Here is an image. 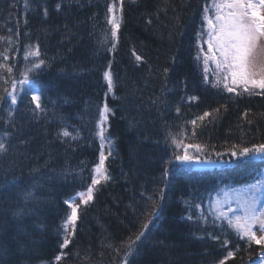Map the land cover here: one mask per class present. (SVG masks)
<instances>
[{
  "label": "trees",
  "instance_id": "trees-1",
  "mask_svg": "<svg viewBox=\"0 0 264 264\" xmlns=\"http://www.w3.org/2000/svg\"><path fill=\"white\" fill-rule=\"evenodd\" d=\"M211 1L0 0V53L7 56L0 64L13 69L0 68V97L36 62L25 59L35 45L46 61L17 92L16 105L0 100V137L10 133L7 151L0 153V185H9L0 187V264H123L125 243L149 219V196L159 204L157 215L134 245L130 264H218L228 251L235 256L225 264L260 263L264 245L214 221L211 209L220 190L254 183L264 171V159L229 151L232 145L264 142V94L257 89L250 95L241 87L240 94L228 93L206 70L199 34ZM113 3L122 17L116 38L107 23ZM109 70L112 93L104 79ZM33 90H43L45 111H33ZM105 103L112 109L106 121L111 179L81 204L74 235L61 248L62 223L70 213L64 201L91 184ZM206 111L211 115L199 120ZM65 128L75 140L62 136ZM173 138L207 146L205 155L223 162L221 167L166 165L183 152ZM36 185L37 199L24 200L23 193Z\"/></svg>",
  "mask_w": 264,
  "mask_h": 264
},
{
  "label": "snow or ice",
  "instance_id": "snow-or-ice-1",
  "mask_svg": "<svg viewBox=\"0 0 264 264\" xmlns=\"http://www.w3.org/2000/svg\"><path fill=\"white\" fill-rule=\"evenodd\" d=\"M61 5H56L59 10ZM122 10V3H121ZM214 10V15L208 13ZM108 13L110 14L107 23L111 25V36L117 37L118 30L120 29V20L122 17H118L115 14V3L109 5ZM203 16V24L201 32L199 34L200 39L204 40L206 36L207 52L204 53L205 66L209 61L215 62V67L220 70L221 75L217 76L216 86L220 84L226 89L228 93L240 94L237 91L238 86H242L243 92L253 94L256 89L261 90L260 94H264V66H258L255 58L251 55L254 49L258 45L264 47V0H218L214 2L212 7H205ZM45 15H47V9H45ZM150 22V21H149ZM11 38H9L10 40ZM115 44H113V48ZM203 52V48H201ZM41 52L39 45H35L30 51L25 54V59L29 57L35 58L36 62L32 63L30 67L26 68L22 73L23 79L12 82V91L9 92L7 88L4 89L6 93L5 97H0V100L10 101V106L17 104V85L23 86L30 81V73L38 75L43 71V67L46 66V61L40 58ZM0 57L7 60V56L0 53ZM137 61H142V57L136 55ZM7 67L5 64H0V68ZM8 73H12L13 69L7 67ZM165 73L168 69L164 70ZM104 79L107 81L108 92L112 93L115 87V81L113 79L112 72L105 71ZM43 90H33L31 96L32 102L35 103L33 111L43 112L45 109L41 105V97ZM189 99H197L196 97H190ZM112 111L108 107L107 103L100 110V121L98 136L100 138L101 151L99 154L98 162L93 166L91 175V184L87 187L86 192L78 194L79 203L75 202L76 198L71 200H65L64 203L70 209V213L66 216L62 223V227L66 233L61 248L66 247L70 243V237L74 235L77 221L79 219L78 210L81 204L87 205L93 200V192L97 185L102 182H107L111 179L108 172L106 161L112 155V141L108 140L107 154L104 151L105 146V127L104 124L108 119V113ZM180 111L179 107L176 109ZM216 111H219L217 109ZM13 114L10 111L9 117ZM209 112H204L198 119L203 121L205 117H209ZM247 115V113H245ZM9 123V121H5ZM193 125L196 124V120H192ZM251 123V121H249ZM62 136L69 137L73 140L76 139L66 128L62 129ZM10 135L9 132H5L3 137H0V153L7 151L6 137ZM173 145L176 148H182V154L174 155L172 160L166 161L167 164H171L173 161H177L180 164H191L194 162L200 163H212L210 157L205 155L207 146L200 144H182L177 139H172ZM189 149L195 150V155L190 154ZM230 153L234 157H240L244 159L260 158L264 159V142L252 144L251 146L232 145L229 149ZM217 156L222 155L216 153ZM32 171L38 172L39 169H33ZM171 175V169L165 167L163 170V176L167 181V178ZM260 178L255 179L254 183H248L238 188H231L222 191V197L216 198L211 203V209L214 221L226 222L227 225L234 229L241 238H246L250 243L258 245H264V206L257 207L260 204L261 197L264 196V171L259 173ZM15 179V178H13ZM8 184L0 185V187H7ZM167 186V183L166 185ZM38 185L33 186L31 190L23 193L24 200H35V190ZM164 198V190H160V199ZM152 201V211L148 213L149 219L142 225L141 231L135 235L134 238L130 237L125 243L127 251L124 253L123 264H130L129 257L134 255V245L144 236L145 231L149 228L152 222V217L157 215L156 209L159 207L157 201L153 200L151 196L148 197ZM235 202L236 208L233 209L232 205ZM225 205L227 208L225 209ZM199 208V205H196ZM239 212L240 214H235ZM18 211L14 215H20ZM231 214V215H230ZM188 219H192L191 216ZM200 219L207 222V218L201 213ZM258 225L259 235L254 226ZM212 239L219 240L217 236H212ZM229 242L224 241V245ZM119 252V249H117ZM57 255L55 259L60 261L62 256ZM235 256L233 251H228L227 256L218 261V264H225V261Z\"/></svg>",
  "mask_w": 264,
  "mask_h": 264
},
{
  "label": "rangeland",
  "instance_id": "rangeland-1",
  "mask_svg": "<svg viewBox=\"0 0 264 264\" xmlns=\"http://www.w3.org/2000/svg\"><path fill=\"white\" fill-rule=\"evenodd\" d=\"M214 2H218V0H212L211 3H210L209 8L212 7V5H213ZM118 10H119V8L116 6V7H115V14L119 17V11H118ZM212 11L214 12V10H212ZM210 14H211V12H209V15H210ZM206 39H207V38H206ZM201 48H203L202 59H203V61H204V53L207 52V48H206V45H205V40L202 41V43H201ZM251 55L255 58L256 63H257L258 66H264V47H261L260 45H258L257 48L254 49V51H253V53H252ZM204 64H205V63H204ZM205 67H206V70L209 72V74L216 75V76L221 75L220 70H218V69L215 67V62H214V61H211V60H210L209 63L207 64V66H205ZM22 79H23V78H22ZM29 83H30V82H29ZM29 83L24 84L22 87L19 86V84H18V85H17V89H16V93H17V92H20V91L23 89V87H25V86L28 85ZM239 87L242 88V86H238V88H239ZM256 90H257V89H256ZM258 90H259V89H258ZM104 127H105V129L107 128L106 122H105V124H104ZM105 137H106V141H105L104 151H105V153L107 154V151H108V143H107V141H108V137H107V135H106V131H105ZM182 150H183V149H182ZM189 151H190V149H189ZM222 163H223V162H212V163H200V162H198V161H197V162H194V164H195L196 167H198V168H205V167H221ZM186 165H190V164H186ZM236 188H238V187H236ZM227 189H231V188H225V189H223V190H227ZM222 195H223V193H222V191H221V192H220V193L214 198V200H215L216 198H218V196H219V197H222ZM75 202L79 203V196L76 198ZM261 206H264V196L261 197L260 204L257 205L258 208L261 207ZM232 207H233V209L235 210V208H236L235 202H233ZM226 208H227V205H225V209H226ZM235 214H240V213H239V212H236ZM230 215H231V214H230ZM258 228H259L258 225L254 226V229L257 230V234L259 235ZM259 264H264V263H259Z\"/></svg>",
  "mask_w": 264,
  "mask_h": 264
}]
</instances>
